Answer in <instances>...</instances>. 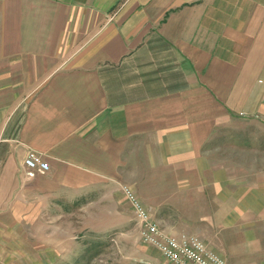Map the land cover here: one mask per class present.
Segmentation results:
<instances>
[{
	"label": "crops",
	"instance_id": "obj_1",
	"mask_svg": "<svg viewBox=\"0 0 264 264\" xmlns=\"http://www.w3.org/2000/svg\"><path fill=\"white\" fill-rule=\"evenodd\" d=\"M241 114L264 118V0H0V264L13 237L36 240L15 264H69V208L139 183L168 233L264 264V152L225 131Z\"/></svg>",
	"mask_w": 264,
	"mask_h": 264
},
{
	"label": "rangeland",
	"instance_id": "obj_2",
	"mask_svg": "<svg viewBox=\"0 0 264 264\" xmlns=\"http://www.w3.org/2000/svg\"><path fill=\"white\" fill-rule=\"evenodd\" d=\"M238 118V123L225 130L230 135L242 137L238 143L232 142L231 145L236 149L264 152V118L247 114H241ZM125 186L130 187L154 214L153 208L143 200L147 192L141 183L134 186L120 184L118 192L88 193L83 200L85 206L69 208L72 226H78L77 221H81V231L73 233L70 239L69 264H171L157 249L142 242L140 226L122 190ZM135 186L139 187L138 190ZM83 215L86 217L85 231H82ZM33 241L36 242L15 237L2 240L7 243L10 253L7 259L12 263H19L21 259L30 263L34 256L31 254ZM21 245L28 253L23 258L17 254ZM42 258L46 262V253Z\"/></svg>",
	"mask_w": 264,
	"mask_h": 264
},
{
	"label": "built area",
	"instance_id": "obj_3",
	"mask_svg": "<svg viewBox=\"0 0 264 264\" xmlns=\"http://www.w3.org/2000/svg\"><path fill=\"white\" fill-rule=\"evenodd\" d=\"M23 165L28 177L31 178L36 175H45L50 171L49 164L35 151L27 152ZM122 190L140 226L142 242L157 249L168 262L171 264H228L198 237L188 234L173 235L165 231L130 187L125 186Z\"/></svg>",
	"mask_w": 264,
	"mask_h": 264
}]
</instances>
